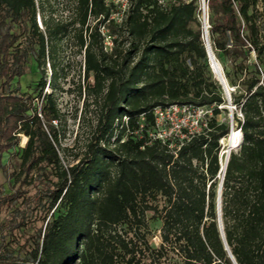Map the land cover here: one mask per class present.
<instances>
[{
	"label": "trees",
	"instance_id": "obj_1",
	"mask_svg": "<svg viewBox=\"0 0 264 264\" xmlns=\"http://www.w3.org/2000/svg\"><path fill=\"white\" fill-rule=\"evenodd\" d=\"M73 1L96 118L77 161L65 165L55 54L68 25L42 15L44 0H0V167L16 155L19 177H55L42 190L51 214L31 249L14 253L1 242L0 264H264V0H204L229 103L209 61L200 0H126L119 19L111 0ZM30 72L33 93L10 83ZM170 104L211 114L198 132L162 140L153 111ZM226 104L241 135L225 166L219 215ZM149 220L158 222L157 245Z\"/></svg>",
	"mask_w": 264,
	"mask_h": 264
},
{
	"label": "rangeland",
	"instance_id": "obj_2",
	"mask_svg": "<svg viewBox=\"0 0 264 264\" xmlns=\"http://www.w3.org/2000/svg\"><path fill=\"white\" fill-rule=\"evenodd\" d=\"M111 1L115 5L112 16L115 19H119L126 0ZM44 2V9L41 10L42 15L52 22L59 21L68 25V31L62 39L58 40L56 47L55 61L59 66L60 76L57 81L58 86L55 95L62 111V118L57 123L60 135V153L64 164L69 165L77 161L78 156L84 150L85 144L91 136L96 118V105L93 98L88 97L84 90L86 83L84 49L79 44V26L72 23L75 13L74 1L44 0ZM200 9L199 17L204 24L202 0H200ZM37 20L40 27L44 29L41 15L38 14ZM95 22L96 19L93 17L90 16L88 18L87 23L82 28L84 39H88L89 29ZM205 24L207 26V22ZM100 30L102 35L106 33V29L103 27ZM104 45L106 47L109 46L107 39H105ZM218 65L222 72L219 63ZM48 74V77H50L51 68L49 63ZM213 74L216 77L214 72ZM36 79L34 72H30L25 77L13 79L10 83L13 86L20 85L23 91L33 93L32 87ZM88 80L92 81L90 77ZM228 89L230 88L228 87ZM45 91L50 92L52 88L47 85ZM231 106L226 104L225 107L228 112L224 111L219 116L220 120L228 118L230 124H232ZM232 129L234 128L230 127L228 137L220 140V162L221 154L227 151ZM26 141L27 137L22 135L21 145L24 146ZM234 148L236 149V147ZM3 160L6 165L0 167V243L2 242L3 246L12 248L14 253L21 252L23 254L26 249H31L30 242L33 239L32 237L36 236L39 229L45 226V219H48L51 214V211L46 206L41 205V201L44 204L46 203V200L42 198V190L47 189L51 185L50 179H55V177L52 174L50 175L48 171H45L44 174L34 172L27 178L25 175L19 177L18 157L6 154ZM11 196L13 197V203H11V199L5 200L6 197ZM148 227L153 232L150 236V241L157 245L159 243L158 222L149 220Z\"/></svg>",
	"mask_w": 264,
	"mask_h": 264
},
{
	"label": "built area",
	"instance_id": "obj_3",
	"mask_svg": "<svg viewBox=\"0 0 264 264\" xmlns=\"http://www.w3.org/2000/svg\"><path fill=\"white\" fill-rule=\"evenodd\" d=\"M202 9L205 11L204 0H202ZM204 40L208 41L207 34H204ZM153 114L156 128L154 136L162 140L173 137L182 140L206 125V116L211 114V110L190 104H170L165 107H156ZM170 145L173 146V144Z\"/></svg>",
	"mask_w": 264,
	"mask_h": 264
},
{
	"label": "water",
	"instance_id": "obj_4",
	"mask_svg": "<svg viewBox=\"0 0 264 264\" xmlns=\"http://www.w3.org/2000/svg\"><path fill=\"white\" fill-rule=\"evenodd\" d=\"M203 22L204 24L207 22V16H206V13L205 11L203 10ZM206 24L204 26V34H207V29H206ZM206 47H207V51H208V56H209V61H210V64H211V68L213 70V72L215 73V71H217L218 73V76L217 79L219 80V82L222 84V87L225 91V94L227 96V99H228V103H229V100H230V94H229V89H228V86L226 84V81L224 79V76L222 75V72L219 68V65H218V62L215 60L213 54H212V51H211V48H210V45L208 43V41H206ZM231 105V104H230ZM232 108V106L230 107ZM231 120H232V117H231ZM232 123V121H231ZM231 128H232V124H231ZM238 146V142H236L235 145L232 144L231 140L229 141L228 143V148H227V151H226V156H225V165L224 167L220 168V171H221V176H220V184L218 186V197H217V202H218V214L220 215V192H221V185H222V179H223V174H224V170H225V166H226V163H227V160H228V156H229V152L232 148L234 147H237ZM219 227H220V230L222 232V226H221V220H220V216H219ZM229 255H230V258L232 259V261L234 262V258L233 256L230 254L229 252Z\"/></svg>",
	"mask_w": 264,
	"mask_h": 264
},
{
	"label": "bare ground",
	"instance_id": "obj_5",
	"mask_svg": "<svg viewBox=\"0 0 264 264\" xmlns=\"http://www.w3.org/2000/svg\"><path fill=\"white\" fill-rule=\"evenodd\" d=\"M215 74H216V76H218L217 71H215ZM240 135L241 134H240L239 130L232 129V133H231V136L229 137V141L231 140L232 144L235 145L236 142H239V140H240V137L239 136ZM225 156H226V151L221 154V165H222L221 167L222 168L225 165Z\"/></svg>",
	"mask_w": 264,
	"mask_h": 264
}]
</instances>
